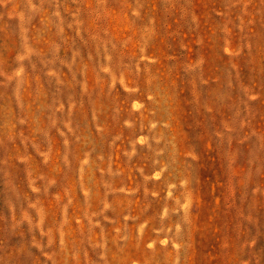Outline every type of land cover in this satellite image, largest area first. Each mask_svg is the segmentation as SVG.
I'll return each instance as SVG.
<instances>
[{
    "label": "rangeland",
    "instance_id": "rangeland-1",
    "mask_svg": "<svg viewBox=\"0 0 264 264\" xmlns=\"http://www.w3.org/2000/svg\"><path fill=\"white\" fill-rule=\"evenodd\" d=\"M0 264H264V0H0Z\"/></svg>",
    "mask_w": 264,
    "mask_h": 264
}]
</instances>
